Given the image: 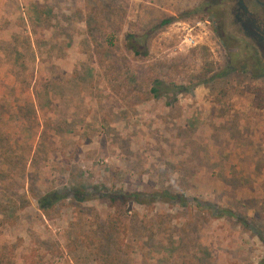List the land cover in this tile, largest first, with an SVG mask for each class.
Wrapping results in <instances>:
<instances>
[{
	"label": "rangeland",
	"instance_id": "374dc122",
	"mask_svg": "<svg viewBox=\"0 0 264 264\" xmlns=\"http://www.w3.org/2000/svg\"><path fill=\"white\" fill-rule=\"evenodd\" d=\"M206 1L0 0V264L264 263V72ZM91 17L118 34L109 77ZM150 31L147 56L125 50L124 34ZM227 45L240 62L218 75ZM156 76L196 86L171 105L149 94ZM101 184L39 207L50 187ZM121 188L186 202L110 204Z\"/></svg>",
	"mask_w": 264,
	"mask_h": 264
},
{
	"label": "trees",
	"instance_id": "16d2710c",
	"mask_svg": "<svg viewBox=\"0 0 264 264\" xmlns=\"http://www.w3.org/2000/svg\"><path fill=\"white\" fill-rule=\"evenodd\" d=\"M218 1L219 0H207L204 3L205 6H203L201 10L210 12L212 15L213 10L215 9V3H217ZM206 4H208L210 7L207 8ZM88 22H89V30H90L89 35H91L92 37L91 40L95 43V54L97 55L101 66L107 70L105 76L106 77L112 76L110 74L115 69V63L112 61V59H108V58L119 44L118 34L116 33V31L112 33H108L107 31L108 29L104 31L103 29L101 30L99 28L94 31V28L97 27V25L96 27H93V22H95V20L91 17L88 20ZM169 22H171V19H166L163 21L162 24H166ZM99 25L102 26V24ZM151 32L152 31H150L149 33L146 32L144 34L127 32L126 34H124L123 46L125 50L138 57L147 56L149 54L148 40ZM226 48L228 49L227 59L225 62L226 65L224 68H222V72L217 73L218 75H220L221 73L224 74V72L227 73L236 70L238 68L237 63L240 62L242 51L236 50L235 48H233L234 50H231L230 45H227ZM251 62H252L250 64L251 68L249 67L250 69L253 68V70L255 69L256 71L258 70L264 71L263 67H261L253 57H251ZM244 65L246 64H243V66ZM136 77H137L136 75L128 73L125 76L124 80H126L127 83L132 84V82L136 79ZM195 86L196 83L187 85L184 82H181V80H177L170 76L168 77L156 76L150 80L148 92L149 94H151L153 98L156 99L164 98L167 100V103L173 105L174 102L178 100L179 95L183 93L191 92L195 88ZM30 105L31 106H26L25 111L24 109H22V115L20 116L21 120L23 119L25 121H30L32 116H35L34 115L35 106L32 105V103H30ZM1 108L5 109L4 105H2ZM29 129L30 128H26L25 126L24 132L27 134L28 133L27 130ZM50 142L51 143L54 142L52 138ZM105 191H107V187L103 184L92 186L91 189H87L86 185H73L70 187L64 186L61 188L50 187L49 189H46L44 192L37 194V200L40 209L45 214L50 215L51 212L56 211L62 205H64L66 203V200L69 198H72L71 200H73L74 202L84 203V201L88 200L89 197ZM109 199H110V204L121 205V206L127 204L130 201L142 205H151L155 201L176 200L182 204L186 202V197L183 194L181 195L174 194L168 189L153 190L152 192L148 193L147 191H142V190L126 191L124 188H121L120 190H117L114 193H110ZM221 216L238 218L242 220L244 224L249 226L246 219L240 218V216L235 214V212L230 208L223 207L221 209ZM258 234L259 237L264 240V235L262 233H258Z\"/></svg>",
	"mask_w": 264,
	"mask_h": 264
},
{
	"label": "flooded vegetation",
	"instance_id": "af4514ba",
	"mask_svg": "<svg viewBox=\"0 0 264 264\" xmlns=\"http://www.w3.org/2000/svg\"><path fill=\"white\" fill-rule=\"evenodd\" d=\"M215 8L212 15L221 20L222 27L228 19L232 23V33L223 36L237 42L242 35L247 40V51L264 69V0H219Z\"/></svg>",
	"mask_w": 264,
	"mask_h": 264
}]
</instances>
